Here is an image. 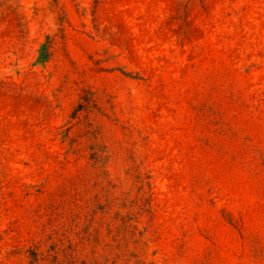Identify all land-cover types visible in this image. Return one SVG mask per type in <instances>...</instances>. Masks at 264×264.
I'll return each instance as SVG.
<instances>
[{
    "label": "rangeland",
    "instance_id": "rangeland-1",
    "mask_svg": "<svg viewBox=\"0 0 264 264\" xmlns=\"http://www.w3.org/2000/svg\"><path fill=\"white\" fill-rule=\"evenodd\" d=\"M0 264H264V0H0Z\"/></svg>",
    "mask_w": 264,
    "mask_h": 264
}]
</instances>
